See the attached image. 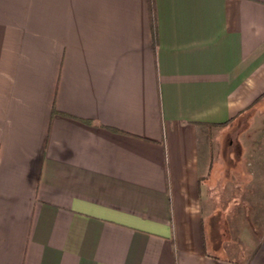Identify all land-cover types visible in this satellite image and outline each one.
Masks as SVG:
<instances>
[{"label":"crops","instance_id":"crops-1","mask_svg":"<svg viewBox=\"0 0 264 264\" xmlns=\"http://www.w3.org/2000/svg\"><path fill=\"white\" fill-rule=\"evenodd\" d=\"M152 5L0 0V264H264V0Z\"/></svg>","mask_w":264,"mask_h":264},{"label":"rangeland","instance_id":"rangeland-1","mask_svg":"<svg viewBox=\"0 0 264 264\" xmlns=\"http://www.w3.org/2000/svg\"><path fill=\"white\" fill-rule=\"evenodd\" d=\"M255 106L256 108L262 109V111H264V100L259 101ZM251 120L252 119H249L246 114L241 115L229 126L223 127L221 130H216V133H214L212 136L214 144L212 147L213 154L219 155L230 152L232 155H245L246 147L243 145L246 146L247 138H250L249 140L255 139L259 141V143H257L258 141H252L257 145L255 147V154L264 155V114H261L260 118L256 119L255 122L257 123L254 125L255 128H250V130L247 131L246 123L251 122ZM258 126L260 128H256ZM235 135L238 136L237 141L232 147L228 146L230 140L234 138ZM228 198H225L224 202Z\"/></svg>","mask_w":264,"mask_h":264},{"label":"trees","instance_id":"trees-1","mask_svg":"<svg viewBox=\"0 0 264 264\" xmlns=\"http://www.w3.org/2000/svg\"><path fill=\"white\" fill-rule=\"evenodd\" d=\"M150 3V8H151V12H152V23L154 22V9H153V0H149ZM152 36H153V40L155 41L156 39V30H155V25L153 23V27H152ZM208 126H213V125H218V124H207Z\"/></svg>","mask_w":264,"mask_h":264}]
</instances>
